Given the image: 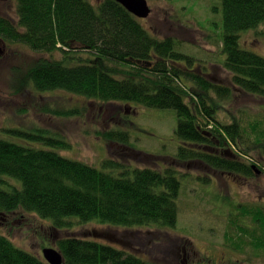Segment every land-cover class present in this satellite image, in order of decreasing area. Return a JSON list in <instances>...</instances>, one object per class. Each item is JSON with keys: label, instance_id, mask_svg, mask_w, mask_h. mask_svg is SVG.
I'll list each match as a JSON object with an SVG mask.
<instances>
[{"label": "trees", "instance_id": "16d2710c", "mask_svg": "<svg viewBox=\"0 0 264 264\" xmlns=\"http://www.w3.org/2000/svg\"><path fill=\"white\" fill-rule=\"evenodd\" d=\"M17 2L16 17L0 14V41L5 48L25 45L40 56L26 66H14L13 76H24L37 94L63 90L108 108L125 102L175 110L180 145L163 169L132 161L122 164L109 157L102 166L119 167L115 174L49 147L0 137V218L49 219V225L36 226L34 232L41 226L52 232L63 264H164L159 255L170 262L174 255L158 235L178 222L180 182L189 176L179 165L248 176L255 174L253 164L264 170V159L253 152L264 146L260 121L247 127L224 110L236 92L264 97V56L240 42L244 31L260 33L264 0H221L223 80H214L204 65L195 66L194 57L179 50L175 37L152 34L144 19L115 0ZM98 134L112 145L130 144L125 128ZM62 143L66 148L71 145ZM240 209L239 214L230 213L223 244L255 258L264 255V211L256 206ZM90 222L114 229L125 239L121 243L107 239L105 230L74 232L75 226ZM0 264L49 263L0 233Z\"/></svg>", "mask_w": 264, "mask_h": 264}, {"label": "rangeland", "instance_id": "374dc122", "mask_svg": "<svg viewBox=\"0 0 264 264\" xmlns=\"http://www.w3.org/2000/svg\"><path fill=\"white\" fill-rule=\"evenodd\" d=\"M96 1L91 0L92 3ZM148 1L152 13L143 20L144 26L160 38L175 37L179 50L194 57L195 66L204 65L207 67L204 70L211 73L214 80H223L226 73L222 67L226 55L221 45L224 33L221 0ZM17 3V0L0 2V13L16 17ZM263 30L264 23L257 31L261 33ZM260 33L244 31L240 42L247 50L264 56V34ZM6 48L0 60V137L25 146L49 147L64 157L87 162L115 174L119 167L102 166L109 157L122 164L132 161L142 167L163 169L177 154L180 141L175 131L178 125L175 110L125 102H116L108 108L63 90L37 94L32 85L24 82V76H13L12 68L26 66L40 55L25 45L10 44ZM233 97L225 103L224 110L239 118L247 127L260 121V126L264 128V97L238 92ZM70 110H77V113L70 115ZM224 116L225 112H221L220 117ZM231 118L227 119L231 121ZM113 127L130 131L128 146L112 145L99 134L98 137L95 135L97 131ZM250 136L254 140L253 135ZM62 142L71 145L66 148ZM136 151L142 152L141 155L137 156ZM253 152L264 159V146ZM178 169L189 175L181 178L180 182L178 222L175 228L162 230L158 235L160 240L166 238L167 246L172 240L168 251L174 256L170 262L164 260L163 255H159L158 260H163L164 264H213L212 261L223 264V259L227 264H264L263 254L255 258L231 251L223 244L229 232L230 217L235 212L239 214L240 208L245 206H256L264 211V174L252 177L251 184H248L221 171L188 169L182 165ZM199 176L209 180L200 181L197 179ZM50 222L33 215L21 219L3 217L0 218V233L43 257V249L53 247L55 236L51 231H42V226L40 231L34 230H37L36 226L49 225ZM103 226L90 222L75 226L73 230L87 234L94 230L118 233ZM144 231L147 232L146 229ZM185 248L186 255L183 256Z\"/></svg>", "mask_w": 264, "mask_h": 264}, {"label": "water", "instance_id": "95a60500", "mask_svg": "<svg viewBox=\"0 0 264 264\" xmlns=\"http://www.w3.org/2000/svg\"><path fill=\"white\" fill-rule=\"evenodd\" d=\"M0 1L4 2L8 0H0ZM115 1L123 5L124 8L126 7V9L129 12H131L132 14H134L136 17L140 19L148 18V16H150L152 13V7L150 6L148 0H115ZM3 44L4 43H1L0 41V56H2V54H4L6 50L5 45ZM252 169L257 171V173L260 172V170L258 169L256 165H253ZM104 236L107 239H110L118 243L123 242L119 238V234L114 233V232H105ZM43 256L46 259L47 263L49 264H63L64 262L62 254L58 252V250L54 247L44 248Z\"/></svg>", "mask_w": 264, "mask_h": 264}, {"label": "flooded vegetation", "instance_id": "af4514ba", "mask_svg": "<svg viewBox=\"0 0 264 264\" xmlns=\"http://www.w3.org/2000/svg\"><path fill=\"white\" fill-rule=\"evenodd\" d=\"M1 2V1H0ZM4 2H6V1H4ZM0 14H2V13H0ZM260 174H264V172H262V173H260ZM260 174H257L256 175V173L253 175V176H248V175H244L243 173H238V174H236L235 173V176L237 177V178H239V179H242V180H244L246 183H248V184H251V178L252 177H255V176H259ZM264 207V206H263ZM185 251H186V248H185ZM184 251V252H185ZM211 258H213V257H211ZM222 263L223 264H227V261H225V259H223V261H222Z\"/></svg>", "mask_w": 264, "mask_h": 264}, {"label": "bare ground", "instance_id": "6f19581e", "mask_svg": "<svg viewBox=\"0 0 264 264\" xmlns=\"http://www.w3.org/2000/svg\"><path fill=\"white\" fill-rule=\"evenodd\" d=\"M253 165H254V164H253ZM253 165H252V166H253ZM259 170H260L259 173H257V171L254 170L255 173H256V175H257V174H260V173H262V172H264V170H261V169H259ZM224 173H225V172H224ZM227 174H230V173H227ZM231 174L235 176V174H233V173H231ZM231 174H230V175H231ZM116 233H117V232H116ZM117 234H119V233H117ZM165 239H166V238H165ZM166 241H167V240L164 241V242H165V243H164L165 246H167V242H166ZM172 244H173V243H172V240H171V241H170V245H169L170 248H171V245H172ZM167 247H168V246H167ZM185 255H186V251L184 252V255H183V256H185Z\"/></svg>", "mask_w": 264, "mask_h": 264}]
</instances>
